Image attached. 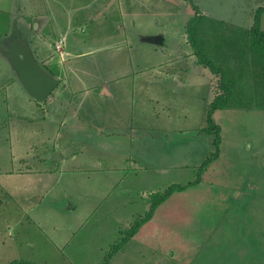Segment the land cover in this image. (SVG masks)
<instances>
[{"label":"rangeland","instance_id":"rangeland-1","mask_svg":"<svg viewBox=\"0 0 264 264\" xmlns=\"http://www.w3.org/2000/svg\"><path fill=\"white\" fill-rule=\"evenodd\" d=\"M191 1L224 21L237 46L264 4ZM192 15L188 0H0V42L16 23L60 78L38 103L0 54V264H100L153 195L195 180L214 151L215 135L204 129L219 90L188 43ZM155 34L161 45L144 41ZM108 85L111 95L94 97ZM256 90L249 107L213 111L219 156L197 183L158 204L109 264L239 260L244 229L264 230V101Z\"/></svg>","mask_w":264,"mask_h":264},{"label":"trees","instance_id":"trees-1","mask_svg":"<svg viewBox=\"0 0 264 264\" xmlns=\"http://www.w3.org/2000/svg\"><path fill=\"white\" fill-rule=\"evenodd\" d=\"M193 15L187 20L185 28L187 40L197 58L198 64L206 67L209 71L218 76V93L211 100L206 111L205 131L213 133L212 145L214 151L207 157L198 168L197 177L193 182L187 184H171L161 194L153 195L152 203L148 213L137 218L130 227L124 231L122 237L111 247L108 254L100 264H109L110 258L120 247L136 234L139 226L152 216V211L175 191L183 190L186 185L197 183L202 170L219 156L220 127L212 118L216 109L244 108L253 104L256 99L257 86L263 90L264 101V31L260 29L261 14L264 11V4L258 6L253 12V22L246 31L249 35L243 44L224 33V21L210 17L200 12L199 8L188 0ZM233 37V36H232ZM247 42V43H246ZM45 71L54 76L46 66L42 64ZM259 80L255 83V80ZM255 104V103H254Z\"/></svg>","mask_w":264,"mask_h":264},{"label":"water","instance_id":"water-1","mask_svg":"<svg viewBox=\"0 0 264 264\" xmlns=\"http://www.w3.org/2000/svg\"><path fill=\"white\" fill-rule=\"evenodd\" d=\"M145 38L151 44L161 45L163 42L162 34ZM0 54L7 60L28 95L38 103L44 101L60 82V78L47 73L35 58L16 23L13 24V32L0 42Z\"/></svg>","mask_w":264,"mask_h":264},{"label":"crops","instance_id":"crops-1","mask_svg":"<svg viewBox=\"0 0 264 264\" xmlns=\"http://www.w3.org/2000/svg\"><path fill=\"white\" fill-rule=\"evenodd\" d=\"M87 4V3H86ZM85 4V5H86ZM85 5H83L84 7L82 8V9H85ZM263 13V12H262ZM261 16H262V14H261ZM260 25L262 24V17H261V19H260ZM260 29H261V27H260ZM145 37V36H144ZM145 41V40H144ZM110 86H112V85H108L107 87H104V86H100V87H98V89H96V90H98L97 92H96V94L94 95V97L96 96V98L100 95L101 97L103 96H108V95H111V90H110ZM113 87H115V86H113ZM82 89H84V92H86V91H88L87 90V87L86 86H83V88ZM95 90V89H94ZM90 94V93H89ZM92 100H89V103H88V105H90L92 108H93V110H95L96 108H98V107H96L92 102H91ZM98 102V104H100V102L99 101H97ZM102 105L100 104V107H101ZM98 112H101V109L100 108H98V110H97ZM243 220L244 221H246L247 222V220H248V216L246 215V216H244V218H243ZM243 231V230H242ZM244 231H245V233H241L240 235H242V238H244V240H245V242H247V240L249 241V244L247 245V243H245L244 244V246H242L241 247V249H239L240 250V257H239V260H233V261H226V262H223L222 264H264V260H262V257H258L257 256V254H256V246L257 247H259L260 245H261V243H260V241L257 239V237H256V232H259L260 230H256V232H252V231H249V233H247L246 232V230L244 229ZM261 231H264V230H261ZM260 231V232H261ZM250 232H252V233H250ZM255 234V236H254V234ZM246 236V237H245ZM249 238V239H248ZM208 240H209V238H208ZM252 243H254L255 244V246L254 247H252L251 246V244ZM247 246L248 247H250L251 249H252V253L251 254H249L248 255V251H247ZM161 264H163V263H161ZM172 264H203V262L201 263V262H194V261H186V262H183V261H179L178 260V262H172ZM208 264H211V263H208Z\"/></svg>","mask_w":264,"mask_h":264}]
</instances>
